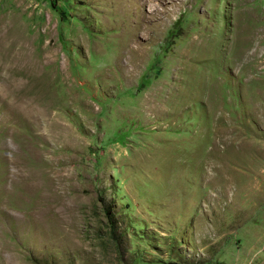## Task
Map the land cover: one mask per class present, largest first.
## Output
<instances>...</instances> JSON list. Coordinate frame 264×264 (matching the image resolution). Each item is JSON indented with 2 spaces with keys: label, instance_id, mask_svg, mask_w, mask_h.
I'll use <instances>...</instances> for the list:
<instances>
[{
  "label": "rangeland",
  "instance_id": "obj_1",
  "mask_svg": "<svg viewBox=\"0 0 264 264\" xmlns=\"http://www.w3.org/2000/svg\"><path fill=\"white\" fill-rule=\"evenodd\" d=\"M0 264H264V0H0Z\"/></svg>",
  "mask_w": 264,
  "mask_h": 264
}]
</instances>
